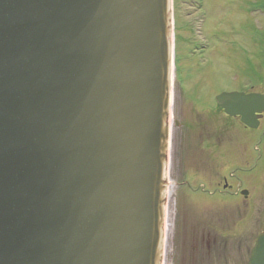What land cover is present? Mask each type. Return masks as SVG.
I'll list each match as a JSON object with an SVG mask.
<instances>
[{"label":"water","instance_id":"obj_1","mask_svg":"<svg viewBox=\"0 0 264 264\" xmlns=\"http://www.w3.org/2000/svg\"><path fill=\"white\" fill-rule=\"evenodd\" d=\"M171 35V0H0V264L161 263Z\"/></svg>","mask_w":264,"mask_h":264},{"label":"rangeland","instance_id":"obj_2","mask_svg":"<svg viewBox=\"0 0 264 264\" xmlns=\"http://www.w3.org/2000/svg\"><path fill=\"white\" fill-rule=\"evenodd\" d=\"M172 6V51L180 59L179 64L193 69L190 44L207 34L211 45L206 56L213 58L209 71L194 72L187 80L193 81L187 90L191 93L194 90V96H204L207 102L190 103L183 94H176L174 120L183 127L174 130L173 144L177 146L181 141L193 144L191 155L212 158L220 178L227 176L236 190L248 191L246 210L241 209L246 212L242 213V218L250 229L253 246L256 236L264 230V114L258 118L257 129L244 128L237 119L229 120L222 113L218 114L212 96L238 86L264 96V0H173ZM199 21H202L200 30ZM194 115L198 116L196 125L192 122ZM225 160L231 163V171L225 169ZM174 168V176L184 172L177 159H174ZM207 173L212 174V171ZM239 240L236 239L235 244ZM233 250L227 251V257L232 255L236 263L244 264ZM242 252V256L246 255Z\"/></svg>","mask_w":264,"mask_h":264},{"label":"flooded vegetation","instance_id":"obj_3","mask_svg":"<svg viewBox=\"0 0 264 264\" xmlns=\"http://www.w3.org/2000/svg\"><path fill=\"white\" fill-rule=\"evenodd\" d=\"M210 45L208 34L205 37L202 36L198 41L191 42L190 59L194 65L193 69L181 66L179 64L180 59H177L173 53V82L171 86L166 171L167 189L161 264H235L236 257L232 255L227 257V251L231 252L233 249L234 255L236 252L239 254L241 263L247 264L258 235L264 233L263 230L256 236L252 246L249 234L250 229L242 218L244 216L242 213L246 212L241 209L246 210V201L249 199V193L246 189L237 188L236 190L234 182L229 183L227 176L220 178V173L215 172L212 158H197L191 155L189 151L194 150L192 148L193 144L189 145L188 142L184 141H181L177 146L173 144L174 130H179L183 127L176 124L174 120L176 94L178 96L183 94L184 98L190 103L196 102L200 104L202 101L207 102V100L202 98L204 96L193 95L195 92L193 87L196 84L192 87L193 93L187 90L188 85L193 82L187 80L194 72L209 71L213 61V58L206 56L209 53ZM222 92L250 94V89L238 86L232 90H221L212 96V102L218 114L222 113L229 120L237 119L240 123L239 118L226 116L223 110L215 104V97ZM206 107L209 108V105L206 104ZM194 117L192 122L196 125V121L198 122L196 117L198 116L194 115ZM201 125H199L200 129H202ZM243 127L246 128L245 126ZM174 159L178 160L179 165H183L181 170L184 171L176 173V176L173 174L176 169L174 168ZM219 160L217 161V166L219 165ZM189 162H191L190 166L186 167ZM224 162H227V165L224 163L227 167L225 169L231 171V163L226 160ZM177 171L180 170L177 169ZM208 171H212V174L207 173ZM239 199L243 200V202H239ZM236 239H240L238 244H235L237 242ZM235 245L236 247H234ZM242 251L246 252V255L243 254L244 256H242Z\"/></svg>","mask_w":264,"mask_h":264}]
</instances>
